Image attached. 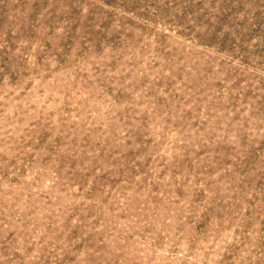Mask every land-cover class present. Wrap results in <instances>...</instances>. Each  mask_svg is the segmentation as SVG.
Here are the masks:
<instances>
[{
  "label": "rangeland",
  "instance_id": "obj_1",
  "mask_svg": "<svg viewBox=\"0 0 264 264\" xmlns=\"http://www.w3.org/2000/svg\"><path fill=\"white\" fill-rule=\"evenodd\" d=\"M0 264H264V0H0Z\"/></svg>",
  "mask_w": 264,
  "mask_h": 264
}]
</instances>
